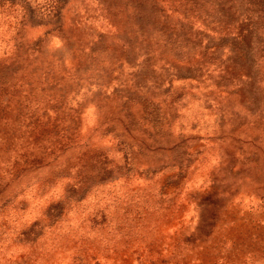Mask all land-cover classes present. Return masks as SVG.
<instances>
[{
    "label": "rangeland",
    "instance_id": "374dc122",
    "mask_svg": "<svg viewBox=\"0 0 264 264\" xmlns=\"http://www.w3.org/2000/svg\"><path fill=\"white\" fill-rule=\"evenodd\" d=\"M0 264H264V0H0Z\"/></svg>",
    "mask_w": 264,
    "mask_h": 264
}]
</instances>
